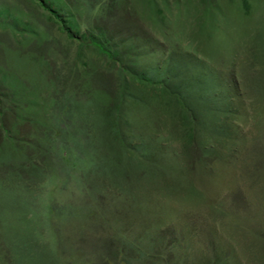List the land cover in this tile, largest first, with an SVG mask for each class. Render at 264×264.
I'll return each mask as SVG.
<instances>
[{
	"label": "rangeland",
	"instance_id": "374dc122",
	"mask_svg": "<svg viewBox=\"0 0 264 264\" xmlns=\"http://www.w3.org/2000/svg\"><path fill=\"white\" fill-rule=\"evenodd\" d=\"M71 1L82 15L83 34L87 28L104 27L119 41L132 38L140 47L151 42L156 59L167 66L163 75L182 77L188 82L185 90L196 89L191 95L199 99L206 100L209 90L194 77L211 80L205 68L191 60L204 62L215 75L219 69L221 92L230 89V106L224 105L220 112L227 133L215 135L212 147L206 144L201 102L191 104L199 119V124L189 126L195 128L192 139L177 106L170 110L159 99L136 105L127 100L130 119L138 121L132 130L136 141L151 145L144 161L98 166L95 170L101 178L78 161L76 166L72 159L66 160L79 152L72 136L75 131L65 133L55 117V86L39 80L38 72L44 61L51 63V67L45 63L44 70L65 92L70 86L86 87V67L99 69L103 76L111 68L94 48L77 38L70 40L40 12L0 0V11L14 7L13 13L22 14L24 20L33 18V26L48 37L46 43L29 41L33 44L22 47L30 53L25 69V64H9L1 51L0 68L22 73L31 91L16 115H9L10 120L19 114L29 118L19 140L30 145L29 153L35 144H44L49 151L32 162L44 172L31 170L23 181L7 177L10 171L5 168H19L22 161L14 159L0 167V181L8 180L0 182V264H112L114 250L122 247L119 240L129 251L136 244L141 253L130 252L127 258L125 251L124 259L132 264H264V50L260 51L264 49V0H249L247 22L239 10L242 0H215L225 26L216 24L212 29H202L206 5L200 0H193L187 11L185 0H168L167 27L155 23L143 0H125L111 16L99 13L103 0ZM158 2L164 6L162 0ZM0 39L2 48L17 47L8 33L0 31ZM237 52L240 60L232 70L229 66ZM176 60L178 66L173 64ZM190 67L197 69L194 77L187 71ZM73 78L78 81L73 83ZM237 78L240 90L233 84ZM8 104L4 98L3 106ZM70 117L81 123V117ZM100 118L99 110L86 111L82 119L91 126L81 136L93 135L94 120ZM55 146L68 149L63 153ZM82 170L91 192L79 179ZM53 209L57 215H52ZM88 210H95L97 217L82 219Z\"/></svg>",
	"mask_w": 264,
	"mask_h": 264
},
{
	"label": "trees",
	"instance_id": "16d2710c",
	"mask_svg": "<svg viewBox=\"0 0 264 264\" xmlns=\"http://www.w3.org/2000/svg\"><path fill=\"white\" fill-rule=\"evenodd\" d=\"M124 1L125 0H112L110 3H107L106 0H103L100 3V8H98L99 13L103 14V16H111L116 7L123 6ZM143 1L144 6L147 5L148 10L151 11V16L155 23L160 27H167L168 17L166 11L170 12L169 1L162 0L164 6H161L158 0ZM200 1L206 5L202 29H212L216 24L225 26L222 22L223 13L219 11L220 7L218 8L216 6L215 0ZM7 2L14 7L16 5H24L27 8L40 12L42 18L45 17L54 25L60 26V31L66 33L70 40L77 38L76 40L80 41V44L84 45L87 43L89 47L94 48L105 60L107 69L111 68L108 70V74L103 76L98 72L99 69L87 70L86 67L83 76L87 79V83L84 82L86 87L80 89L79 87L70 86L65 92L59 89L56 81L49 78L47 69L44 70L45 68L43 66L48 64V66L51 67V63L44 61L38 72L40 76L39 80L55 86V94L57 96H54V101L57 104L55 105V109L57 110L55 117L61 122V125H64L65 133L70 135L71 129L73 132L75 131L72 136L78 145L77 148L79 152H75L66 160L72 159L76 166L81 165L85 169H90L95 177L101 178V175H98V172L95 170L98 166L99 168L102 166H123L126 161H130V165H134L136 162L142 163L144 161V154L148 153L147 150H151V145L148 143L146 144L144 140H140L139 143L136 141L137 136L133 134L132 130H134L138 121L130 119L127 100H131V104L133 103L136 105L137 102L138 104L153 103L152 99H159L160 103L170 110L177 106L180 111L179 113L184 116V121L188 130L189 126L199 124L198 115L195 113L196 110H193L191 104H198L201 102V123L203 128L199 126L206 132V138L208 139L206 144L212 147L214 145L213 138L215 135H225L227 133L222 125L223 119L220 112L224 105L230 106V89L228 87L225 92H221L223 89H221V86L223 87V85L222 75L219 69L218 74L215 75L212 71L206 69L204 62L191 60L193 64L202 65L207 71V78L211 80L205 81L204 76L198 79L192 74V72L197 69H192L191 67L187 69L198 84L201 83L203 88L209 90L206 94V100L201 97L199 99L198 95H191V92L196 89L191 90V92L185 90L186 86H188L186 83L188 82H185L182 77L180 80L177 78L176 80L175 77L167 74V72L163 75L167 66L164 64L165 61L163 62L156 59L155 51L157 50L154 51L152 49L154 46H150L151 42L147 41L140 47L139 43L132 38H128L129 42L123 39L119 41V38L115 37L112 32L104 27H97L96 29L87 28L83 34L80 23V17L82 15L74 8L71 0H7ZM184 2L183 6L185 7V11H187L193 0H185ZM181 5L182 3L178 4V7H181ZM88 6V10L86 11L90 14V4H88ZM13 9L10 7L0 11V31L11 35L17 47L2 48L3 45L1 42L3 41L0 39V51L7 55L9 64L11 62H17L16 64L20 67L25 64L23 67V69H25L30 53L27 50H22V47L33 44L29 43V41L46 43L48 37L40 28H35V26H33V18L24 20L25 17L15 11L13 13ZM239 10L243 11L245 16H247V22L251 14L249 0H242V6ZM224 18L226 19V15H224ZM262 47L264 48V45ZM261 50L263 51L264 49H260V51ZM237 53L238 56L235 57L234 61L229 66L232 70H235L234 68L240 60V52ZM246 54L247 57L251 56L249 52ZM170 57L172 56H169L167 59ZM173 64L178 66L177 60L176 63ZM180 65L179 63V66ZM212 75L215 76L212 77ZM188 78L189 76L187 75V79ZM167 80H169V83ZM238 80L239 78L233 81V84L236 85V89L240 90V81ZM77 81L78 79L73 78V83ZM261 83H264V79ZM3 87L5 88L3 89ZM88 90L94 93L91 94ZM27 92L29 96L31 92L29 84L26 83L22 73L14 70L12 71L10 67L4 69L0 68V167L7 166L9 162L14 159L19 162L22 161V165L19 166V168L13 169L5 167L10 171L7 177L10 178L14 175L15 178L21 179L20 181L26 180L24 176L31 170L39 174L44 172L41 170L38 163L34 164L32 162L36 161V156L49 152L47 146L44 144L42 146L35 144L33 146L34 151L29 153L28 150L30 145L19 140L18 136L20 132L25 129L26 125L29 123L28 116L19 114L14 116L15 119L10 120L9 118L11 114L16 115L21 105H25L22 102L28 98L26 97ZM153 93H156V95L150 96ZM4 98L9 101L7 108L3 106ZM90 108L96 109L97 111L99 110L103 118L94 120L93 125H95V130L93 131V135L81 136L89 129L88 127L91 126L86 125L87 121H84V118L82 119L86 111H89ZM23 109H25V106ZM71 114L74 115V117H76V115L81 117V123L77 120H72L70 117ZM23 124H25V127L22 129ZM75 125L78 126V130L75 128ZM128 127L129 130H127ZM190 130L189 137L193 139L196 136L195 128H190ZM201 136L203 137V135ZM217 138L216 136L215 139ZM53 143L55 144L56 140H54ZM85 145L90 150L89 155L86 153L87 147ZM55 147H59L60 151L63 153L68 149L67 146ZM8 149H11L12 152H7ZM70 150L74 151L73 148H70ZM67 156L68 154H66L65 157ZM86 175V171L82 170L79 179H81V183L86 187V190L91 192L92 185L86 182ZM2 181L8 182L6 179H2ZM2 181L0 182L2 183ZM82 188L85 190L84 187ZM55 214L57 215L58 213L53 209L52 215L54 216ZM92 216L97 217L95 210L83 214L82 219L88 220ZM119 243L122 247H120L118 252L114 250V254L117 255L115 257L112 256L110 260L111 263L132 264L131 261L126 262L124 254L125 251L128 253V255H125L127 258L130 252L134 253V255L137 253L139 254L140 252L136 244L133 245V250L129 251L125 249V243L120 242V240ZM61 246L63 247V243ZM63 249L65 248L63 247ZM78 255H81V252H78ZM120 256L121 260L118 261ZM131 259L135 260V258Z\"/></svg>",
	"mask_w": 264,
	"mask_h": 264
}]
</instances>
